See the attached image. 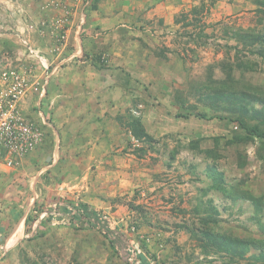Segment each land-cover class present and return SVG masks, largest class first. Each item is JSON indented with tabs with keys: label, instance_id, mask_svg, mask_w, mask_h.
I'll use <instances>...</instances> for the list:
<instances>
[{
	"label": "rangeland",
	"instance_id": "rangeland-1",
	"mask_svg": "<svg viewBox=\"0 0 264 264\" xmlns=\"http://www.w3.org/2000/svg\"><path fill=\"white\" fill-rule=\"evenodd\" d=\"M110 1L98 11L101 0H0V68L22 67L36 79L43 75L41 57L49 79L55 70L51 63L75 60L66 53L83 14L87 24L80 29L90 31L96 48L79 58L99 70L105 84L113 79L123 89L122 97H110L106 104L117 109V137L103 143L109 157L101 165H80L83 178L75 176L76 165L71 167L63 185L70 191L54 185L61 173L50 164L61 140L38 116L51 113L49 104L39 103L35 93L20 104L43 137L10 170L0 172V264H261L250 257L260 248L230 260L205 248L191 231L201 227L203 205L211 201L218 209L217 229L264 240V229L256 223H264V212L210 188L214 178L208 170L222 172L224 183L237 184L264 202L263 140L230 143L238 130L233 122L190 113L227 115L200 99L199 90L225 78L227 65H233L240 85L257 87L264 96V45L237 37L239 32L264 34L263 8L256 0ZM95 14L107 20L101 26L89 23ZM133 116L153 142L132 137L127 123ZM58 196L101 213L116 248L96 228L67 225L52 213L55 204L40 210ZM27 215L32 221L25 224L23 238L15 241L14 234L4 247L11 228Z\"/></svg>",
	"mask_w": 264,
	"mask_h": 264
},
{
	"label": "crops",
	"instance_id": "crops-1",
	"mask_svg": "<svg viewBox=\"0 0 264 264\" xmlns=\"http://www.w3.org/2000/svg\"><path fill=\"white\" fill-rule=\"evenodd\" d=\"M102 1L103 6H99L98 11H100V8H106L107 5L111 4L110 0ZM159 1L161 2L156 3V0H154L153 3H166V0ZM86 16L81 15L78 31H75L73 35L74 42L71 43L72 48L66 53L67 57H74L75 60L66 65L58 64L57 66H53L51 63V67L55 70L48 79L44 94L38 99L39 103H44L45 101L51 108V113L46 114L39 111L38 116L40 117L41 125L50 126L59 143L61 140V144L56 146L57 150L53 151V158L50 164H56L55 168L57 172L61 173L59 181L54 180L57 190H69L63 188V185L66 175L71 177V172L73 171L71 167L76 165L77 171L75 176L77 178L82 176L83 178L84 175H82L80 165H101L106 161V158L109 157L106 152L109 150L107 146L103 148V143L110 142V138H113L115 135L117 137V133L114 130L117 127L115 123V116L117 114L116 105L108 104L107 108L106 104L110 97L116 99L122 97L120 92L123 89L121 90V86H118V83L113 79L106 80L107 83L105 84L104 80L97 77L101 72L88 63L86 64V60L79 58L85 52H89L90 48L94 50L96 48V46H92L90 43L92 40L90 31L84 33L80 29L82 23L87 22L84 18ZM91 17L89 23L95 22L96 25L100 26L107 20L106 17L96 14ZM104 42L102 41L101 43ZM89 73L95 77H89L88 80L86 75H89ZM108 89L115 92L116 95L113 97V93H110ZM48 115L50 116V122H46L45 120ZM108 123L111 124L112 129L105 126ZM101 149L104 152L100 151ZM69 185L72 186V184ZM11 229L4 242V247L10 246L9 244L14 234L16 235L15 241L23 238L25 220H20Z\"/></svg>",
	"mask_w": 264,
	"mask_h": 264
},
{
	"label": "trees",
	"instance_id": "trees-1",
	"mask_svg": "<svg viewBox=\"0 0 264 264\" xmlns=\"http://www.w3.org/2000/svg\"><path fill=\"white\" fill-rule=\"evenodd\" d=\"M255 2L264 10V0H256ZM237 35L239 39L248 40L251 44L262 43L264 45L263 33L254 35L239 32ZM236 67L239 66L236 65ZM222 69L225 72V78L218 79L209 85H203L199 90H201L200 99H204L205 103L214 111H226L227 115H216V113L211 115L205 112L190 114L202 119L217 117L233 122L238 130L234 132L228 141L230 143H243L253 137H259L264 144V127H262L264 126V96L258 92L257 87L240 85V81L232 76L233 65L223 66ZM257 104L262 106L256 108L255 105ZM182 116L186 115L183 114ZM118 118L121 119L120 117ZM251 120H255L254 123H251ZM127 126L130 127V134L137 141L151 143L155 140L146 131L139 117L133 116ZM208 170L210 171V176L214 178L210 188L220 191L224 198L232 202L237 200L249 201L258 214L262 211L264 212V202L259 197L254 196L245 189L239 188L237 184L224 183L222 172L215 171L212 168ZM54 199L55 201L49 203L47 208L41 207L40 210L46 212L51 208L52 204H55V207L52 208V213L56 214V216L60 215V218H63L67 225L78 230L96 228L108 239L110 246L113 249L116 248L114 239L110 237L108 232L106 220L94 207L63 196H58ZM203 206L204 215L200 218L201 227L197 231L194 229L191 232L201 240L205 248L214 249L215 252L227 255L230 260L244 258L250 248H260L258 254H251L250 257L264 264V240L250 236H236L232 233L220 231L217 229L219 226L218 209L212 206L211 201H207ZM31 221L32 219L27 215L25 224ZM256 223L264 229V223H261L259 219H257Z\"/></svg>",
	"mask_w": 264,
	"mask_h": 264
},
{
	"label": "built area",
	"instance_id": "built-area-1",
	"mask_svg": "<svg viewBox=\"0 0 264 264\" xmlns=\"http://www.w3.org/2000/svg\"><path fill=\"white\" fill-rule=\"evenodd\" d=\"M40 61L43 75L36 79H31L30 71L22 67L0 68V172L10 170L17 159L42 141V129L20 112V104L28 95L42 96L45 92L48 65L41 57Z\"/></svg>",
	"mask_w": 264,
	"mask_h": 264
}]
</instances>
